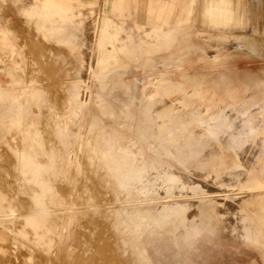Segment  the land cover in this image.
I'll return each mask as SVG.
<instances>
[{"label": "rangeland", "instance_id": "rangeland-1", "mask_svg": "<svg viewBox=\"0 0 264 264\" xmlns=\"http://www.w3.org/2000/svg\"><path fill=\"white\" fill-rule=\"evenodd\" d=\"M111 2L0 0V264H264V0Z\"/></svg>", "mask_w": 264, "mask_h": 264}, {"label": "crops", "instance_id": "crops-1", "mask_svg": "<svg viewBox=\"0 0 264 264\" xmlns=\"http://www.w3.org/2000/svg\"><path fill=\"white\" fill-rule=\"evenodd\" d=\"M158 1V0H154ZM175 0H171L173 2ZM48 3L47 5L44 4L43 6L34 7L33 8V15L38 17V20L40 21H47V22H74V18L80 16L83 14L84 11H89V23L96 22L97 20L93 18L94 15V9L97 5V0H46ZM221 2V3H220ZM206 7H205V15L209 14V12L215 8H220L225 13H229V0H206ZM219 3V4H218ZM124 0H112L111 6L113 11H117L118 13L122 12L124 10ZM218 5V6H217ZM172 12L171 8H164V9H157L156 13L158 15V19H162L164 22H167V15H169ZM162 16H164L162 18ZM97 23V22H96ZM87 24V25H88ZM103 24H107V31L111 35H115L116 38L121 40H131L132 37L130 35L126 36V38H120V33L125 31V28L123 26V23H116L112 19H110L107 16H103L101 18L100 26L96 28L97 33H99V30ZM93 31L95 29H92ZM153 27L150 29V31L144 33V38H152ZM86 37H88L86 35ZM131 42V41H128ZM125 49V48H124ZM122 49V50H124ZM119 50V49H118ZM120 51V50H119ZM30 179L33 178V174H31ZM42 182H44L45 187L44 190H52L53 186L49 183L46 185V179H42ZM42 189V187H41ZM225 242H232V244H235V240L232 239H224ZM263 260L264 256L259 255ZM254 264V263H253Z\"/></svg>", "mask_w": 264, "mask_h": 264}, {"label": "bare ground", "instance_id": "bare-ground-1", "mask_svg": "<svg viewBox=\"0 0 264 264\" xmlns=\"http://www.w3.org/2000/svg\"><path fill=\"white\" fill-rule=\"evenodd\" d=\"M90 18V17H89ZM90 26V25H89ZM47 28V27H46ZM90 32V31H89ZM69 42V41H68ZM110 45V44H109ZM110 46H112V45H110ZM103 47H105L104 45H103ZM125 47V42L122 44V46H121V50L123 49ZM217 48H220V47H217V46H215L213 49H212V51H210V53H213L214 52V50H217ZM172 56V55H171ZM170 59V58H169ZM154 88V87H153ZM154 90V89H153ZM161 94V93H160ZM146 95V94H145ZM144 95V96H145ZM162 96V95H161ZM167 105V104H166ZM155 106V105H154ZM164 108V107H163ZM123 149V148H122ZM141 170V169H140ZM148 172V171H147ZM145 173V172H144ZM237 173V172H236ZM141 174V173H140ZM204 174V173H203ZM168 175V174H167ZM160 175L159 177H153L152 178V180H153V185L159 190V191H161L162 193H164V190L165 189H168V193L170 192V193H173V192H175L176 193V190H177V188H178V185H177V183L175 182H171V180H169V178H172L171 177V175ZM138 177V176H137ZM202 177V176H201ZM137 180V179H136ZM146 180H148V179H146ZM173 180V179H172ZM141 181H143V180H141ZM146 182V181H145ZM246 182V181H245ZM244 182V183H245ZM135 183H138V182H135ZM143 183V182H142ZM152 183V182H151ZM148 184V183H147ZM128 184H126V186H127ZM142 185H144V184H142ZM146 185V184H145ZM150 185V184H149ZM131 186V185H130ZM150 186H152V185H150ZM204 186H205V184H204ZM134 187V186H133ZM140 187H142V186H140ZM218 188L220 189V190H224L223 189V187L221 186V185H218ZM128 189H129V187H128ZM135 189V188H134ZM140 188H138V190H139ZM213 191V190H212ZM164 194H167V193H164ZM50 197V196H49ZM39 198V197H38ZM218 201V200H217ZM44 202V201H43ZM175 203V202H174ZM178 203V202H177ZM227 203H229V202H227ZM35 205H36V207H41L42 206V203L39 201V200H36V202H35ZM172 205H174V204H172ZM46 206V205H45ZM219 206H221V205H219ZM223 206V205H222ZM229 206L231 207V208H234V209H236L237 207L235 206V204H233V203H229ZM229 206H226V205H224L223 207H222V209H227V208H229ZM237 210V209H236ZM164 212H165V214H167L168 216H173V218H177V219H181L182 220V222H180L181 224H182V226L186 223V221H185V217H184V213H185V208L183 207V206H181V205H174V206H170V207H168V208H164ZM224 213H226V210H224ZM157 214V213H156ZM220 214V213H219ZM130 215V214H129ZM137 215V214H136ZM142 215V214H141ZM132 216V215H131ZM139 216H140V214H139ZM138 216V217H139ZM134 217H135V215H134ZM147 217V216H146ZM154 217V216H153ZM146 218H144V220H145ZM154 219H155V217H154ZM199 220V223H200V218H198ZM226 219V218H225ZM134 220V219H133ZM46 220H45V218L44 217H42V218H40V219H38V221H36V223H35V227H39L41 224H42V222H45ZM146 221V220H145ZM166 221V220H165ZM170 221H172V220H170ZM149 222V221H148ZM153 222V221H152ZM154 222H155V220H154ZM168 222V221H167ZM166 222V223H167ZM226 222H230V223H228V230H229V232H231V233H233L234 232V229H236V232L237 231H244V226L241 224V221H240V219L238 218V215L236 214V212L233 214V218H231L230 220H227L226 219ZM129 223V222H128ZM132 224V223H131ZM135 224V223H134ZM133 224V225H134ZM139 224V223H138ZM145 224V223H144ZM149 224V223H148ZM136 225V224H135ZM150 225V224H149ZM238 225H240V230L238 229ZM145 226H147V225H145ZM187 227H188V225H187ZM184 228V227H183ZM189 228V227H188ZM194 230V229H193ZM188 232H189V230H187ZM233 231V232H232ZM193 232V231H192ZM192 232H191V234H192ZM183 233V232H182ZM239 234H241L242 235V233L243 232H238ZM181 235V234H180ZM186 236H187V234H186ZM227 236V235H226ZM180 238V237H179ZM188 238V237H187ZM187 241V240H186Z\"/></svg>", "mask_w": 264, "mask_h": 264}]
</instances>
